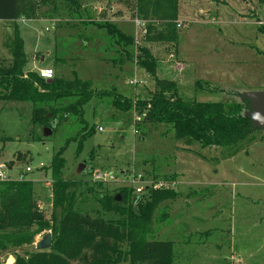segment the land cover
I'll return each mask as SVG.
<instances>
[{"label":"rangeland","instance_id":"374dc122","mask_svg":"<svg viewBox=\"0 0 264 264\" xmlns=\"http://www.w3.org/2000/svg\"><path fill=\"white\" fill-rule=\"evenodd\" d=\"M78 2L80 10L69 12L64 0H52L36 20H21L17 26L28 58L24 74L51 69L53 77L72 80L76 75L91 83L95 97L83 108V120L93 133L82 141L78 132L84 124L71 115L51 125V135L44 137L45 128L31 123V104L0 101V138L11 139L0 142V164L10 168L13 163L11 171H1L16 180L29 167L25 178L33 182L37 202L49 212L46 182L51 180L46 169L53 157L61 151L66 180L92 187L88 160L93 154V172L102 168L119 176L103 185L109 192L135 172L176 193L156 210L147 236L148 241L173 243L174 264H264V130H254L231 147L201 148L175 139L170 127L144 121L133 125V113L126 118L100 93L115 90L126 98L144 99L154 92V80L134 61L120 63L124 53L118 45L109 46L107 40L108 50L101 51L106 44L93 39L100 30L82 24L103 22L108 16L150 51L158 62L157 77L176 82L183 98L243 105L247 116L245 94L264 92V33L259 30L264 28L259 25L264 23V5L258 0H178V39L173 44L144 41L146 26L136 17V0ZM95 7L101 8L99 14ZM14 28L0 22V58L5 64ZM130 51L135 53V48ZM198 81L201 87L195 85ZM17 154L25 160L18 162ZM81 163L85 168L77 174ZM82 191L78 189L79 208L94 216L98 203ZM47 233L36 235L31 246L1 253L0 264L14 263L11 253H36L37 242Z\"/></svg>","mask_w":264,"mask_h":264},{"label":"trees","instance_id":"16d2710c","mask_svg":"<svg viewBox=\"0 0 264 264\" xmlns=\"http://www.w3.org/2000/svg\"><path fill=\"white\" fill-rule=\"evenodd\" d=\"M50 2L52 0H0V22L15 25L6 45L10 61L5 64L0 58V101L31 104L34 127L49 128L71 115L79 118L81 125L84 124L78 132L83 141L93 133L83 120V108L95 97L91 83L81 81L76 75L72 80L53 77L47 81L38 73L23 72L28 58L17 22L36 20L40 9ZM258 2L264 5V0ZM64 8L76 12L81 6L78 0H64ZM135 13L145 23V42H177L178 0H136ZM82 24L105 31L108 41L118 45L124 53L120 63L134 61L155 82L154 92L144 99L126 98L115 90L100 93L111 98L112 107L126 118L131 113L143 116L142 121L170 127L175 139L201 148L231 147L254 131L249 115L242 113L247 109L243 105L200 103L183 98L176 82L157 77L158 62L150 51L144 45L138 46L131 35L123 33L113 23L88 20ZM155 24L161 28L157 29ZM259 30L264 33L263 27ZM130 48H135V53ZM198 84L201 87L200 81L195 85ZM245 102L248 106L246 99ZM0 142L8 143L11 139L0 138ZM80 150L81 146L78 152ZM90 158L88 172L92 174L93 154ZM16 160L23 162L25 156L17 154ZM12 166L11 162L9 167ZM64 167L60 151L46 169L52 182V196L46 200L47 205L51 204L49 212L36 207L37 195L31 180L0 182V254L31 246L36 235L49 232L52 241L49 250L23 256L11 253L13 264H174L173 243L148 241L147 236L151 233L156 210L161 204L174 200L176 193L164 187L147 188L136 195L123 183L109 192L103 186L106 183L95 182L90 187L81 180H66ZM78 189L94 196L99 206L94 216L79 208L78 196L82 194Z\"/></svg>","mask_w":264,"mask_h":264},{"label":"built area","instance_id":"2783aa9c","mask_svg":"<svg viewBox=\"0 0 264 264\" xmlns=\"http://www.w3.org/2000/svg\"><path fill=\"white\" fill-rule=\"evenodd\" d=\"M259 25L262 26V25H264V23L261 22V23H259ZM38 75L41 79L48 81V80H51L53 78V71L51 69H44V70L39 71ZM135 83H136V81L130 82V84H135ZM142 117L143 116L134 114L133 123H136V124L140 123L142 121ZM1 169L11 171L12 168H8L5 165L0 164V182L14 181V179L7 176V174L4 171H1ZM29 172H31V169L29 167H27L22 172V174H18V178L15 181L27 180V178H25V175L28 174ZM123 173L121 172L120 175L122 176ZM129 173L130 174L128 176L129 177L128 181L127 182L121 181V182H123L124 185L131 188L136 195H141L147 188L157 190V189H161V188L166 187V185L164 183H153L150 181H146L143 175L137 174L135 172H129ZM118 177L119 176L115 175L111 171L100 169V170L93 172L92 178H93L94 182L114 183V182H116V179ZM121 182H119V183H121ZM46 185L49 188L50 198H51V196H52L51 195L52 182L47 181ZM36 207L38 208V210L46 209L45 205L42 206L40 202L36 203Z\"/></svg>","mask_w":264,"mask_h":264},{"label":"water","instance_id":"95a60500","mask_svg":"<svg viewBox=\"0 0 264 264\" xmlns=\"http://www.w3.org/2000/svg\"><path fill=\"white\" fill-rule=\"evenodd\" d=\"M245 99L248 101L249 117L251 121V127L253 130H264V92L247 93ZM51 135V128H45L43 136L47 137ZM85 168V164L81 163L76 171L77 174L81 173ZM52 241L50 233H47L41 240H39L35 246V250L38 252L47 251L51 248Z\"/></svg>","mask_w":264,"mask_h":264},{"label":"crops","instance_id":"0c3cea01","mask_svg":"<svg viewBox=\"0 0 264 264\" xmlns=\"http://www.w3.org/2000/svg\"><path fill=\"white\" fill-rule=\"evenodd\" d=\"M94 10L96 11V14H99V13L101 12V8H99V7H95ZM110 12H111V10H110ZM108 15H109V14H108ZM107 19H108V16L106 17V21L109 20V19H108V20H107ZM112 21H114V20H111V21L109 20V22H112ZM112 23H113V22H112ZM100 31H101V30H100ZM100 31H99V32H94V34H95V35H98V36H95L93 39H94V40H97L96 42L101 41L102 44L105 43V44H106V46H105L106 48H104V49H100V50L103 51V52H106V51L108 50L107 43H106V41H107L108 39H107V36H106V35H103ZM108 44H109V46L111 45L109 41H108Z\"/></svg>","mask_w":264,"mask_h":264},{"label":"bare ground","instance_id":"6f19581e","mask_svg":"<svg viewBox=\"0 0 264 264\" xmlns=\"http://www.w3.org/2000/svg\"><path fill=\"white\" fill-rule=\"evenodd\" d=\"M10 262V261H9Z\"/></svg>","mask_w":264,"mask_h":264}]
</instances>
